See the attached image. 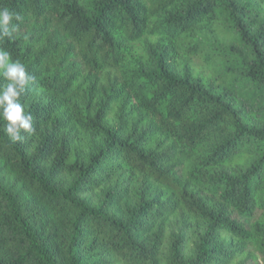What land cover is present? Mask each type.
Here are the masks:
<instances>
[{
  "label": "trees",
  "instance_id": "16d2710c",
  "mask_svg": "<svg viewBox=\"0 0 264 264\" xmlns=\"http://www.w3.org/2000/svg\"><path fill=\"white\" fill-rule=\"evenodd\" d=\"M2 7L36 81L35 132L0 120V264H264V0Z\"/></svg>",
  "mask_w": 264,
  "mask_h": 264
},
{
  "label": "clouds",
  "instance_id": "9594fccd",
  "mask_svg": "<svg viewBox=\"0 0 264 264\" xmlns=\"http://www.w3.org/2000/svg\"><path fill=\"white\" fill-rule=\"evenodd\" d=\"M22 17L7 7L0 8V41L11 39L19 31ZM0 120L3 133L13 142L22 141L35 132L33 115L25 110L21 97L34 89L36 76L10 51L0 47Z\"/></svg>",
  "mask_w": 264,
  "mask_h": 264
}]
</instances>
